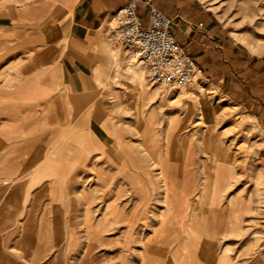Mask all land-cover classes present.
Listing matches in <instances>:
<instances>
[{
    "label": "crops",
    "instance_id": "obj_1",
    "mask_svg": "<svg viewBox=\"0 0 264 264\" xmlns=\"http://www.w3.org/2000/svg\"><path fill=\"white\" fill-rule=\"evenodd\" d=\"M127 1L0 0V178L9 182L0 186V264H25V256L31 253L44 257L47 223L60 221L57 215L49 218L48 208L66 207L69 192L77 186L74 179L79 167L95 154L98 163L116 159L121 174L127 171L136 176L147 174L138 166L139 156L124 149L115 124L110 133L116 134L115 149L99 131L110 128L109 96L123 93L119 87L111 91L109 80L118 73L131 75L121 49L108 38L114 12ZM153 3L173 20L176 39L195 58L202 77L225 91L234 103L248 109L264 126V54L245 51L241 44L231 40L225 26L199 0H153ZM138 10L148 23L149 9L144 0H138ZM40 24H44L43 29L35 28ZM46 31L51 32L50 38H46ZM206 135L209 134L204 139ZM210 136L206 139L218 141V158L223 160L221 138ZM144 179L152 192L153 180L148 176ZM117 189L118 198L108 203L119 208V224L113 229L125 228L123 243L126 248L139 250L141 264H161L163 255H167L166 264H193L192 257L198 256L200 264L215 260L208 258L206 246L190 249V242L183 241L198 238L197 232L178 226L180 217L188 216L187 201L178 202L169 223H163L166 235L161 245L150 241L137 247L136 241L141 236L138 226L143 223L134 214L123 220L125 205L120 200L126 190L123 185ZM145 202L143 205L147 206ZM233 203L235 215L242 212L241 207L252 206L248 196L242 199L237 195ZM37 205L43 208L34 216L29 208ZM208 213L205 214L208 220L202 223L213 227L216 219ZM235 215H226L218 222L225 223ZM149 219L152 228L149 238L158 241L153 230L161 221L152 216ZM191 219L189 216L184 220L185 224ZM109 221L103 213V240L106 232L113 230L109 229ZM31 223L35 225L31 227ZM174 230L178 237L175 245L169 235ZM131 234L134 241L127 242ZM93 248L92 244L86 264H93ZM144 253L148 260L144 261Z\"/></svg>",
    "mask_w": 264,
    "mask_h": 264
},
{
    "label": "rangeland",
    "instance_id": "obj_2",
    "mask_svg": "<svg viewBox=\"0 0 264 264\" xmlns=\"http://www.w3.org/2000/svg\"><path fill=\"white\" fill-rule=\"evenodd\" d=\"M199 2L217 22L225 26L229 38L241 44L242 49L264 54V0ZM35 28L43 29L44 24ZM45 34L46 38L51 37L50 31ZM123 60L126 64L124 56ZM139 70L143 71V76L137 74ZM127 72L131 75L118 73L115 78L109 80L111 91H114V87H119L123 89V93H113L109 96L110 128L105 127V131L99 128V131L107 139L108 145L115 149L114 147L118 146L114 137L116 134L110 135L112 124H115L119 128L124 149L139 156L138 166L144 168L147 174L140 175L142 177H133L128 171L121 174L116 159H104L98 163V154H95L87 164L79 167L74 179L77 186L69 192L66 207L48 208L49 218L53 219L57 215L56 218L60 221L56 224L47 223V253L42 258L31 253L25 256V264H78L89 239L95 247L92 252L93 264H141L142 255L139 250L126 248L123 243L125 228L113 229L119 224V208L108 206V203L118 198L117 187L123 185L126 190L121 198L123 200H120L125 205L123 220H127L129 214H134L136 219L139 218L143 223L138 226L141 236L136 241V246L140 247L142 244L144 247V244L150 241L159 242L161 245L162 238L166 235L165 225L169 223V218L174 212L171 210L172 214L169 216V206L164 198V187L156 163L159 152L172 163L169 173L173 175L174 180L184 183L189 168H192L195 175L197 190L189 193L184 189V192L188 193L184 194L183 189L177 186L173 206L175 208L176 204H180L178 202L187 201L185 203L188 205V216L185 214L180 217L178 226L182 230L197 232L198 238L183 240L190 242V249L194 246H206L208 258L215 259L207 264H264V126L261 121L250 115L244 106L234 103L225 91L212 84L205 76L197 75L188 86L170 88L151 84L144 70L138 67L128 66ZM139 89L143 90L146 96L137 108ZM138 111L141 112L143 120L151 119L149 131L144 130L143 124L138 126ZM169 131H178L170 143L166 140ZM150 134L154 135L150 138ZM205 134H209L206 138L211 137L210 135L221 138L223 160L214 172L204 163H208L212 153L218 151L219 143L204 139ZM183 138L190 141V153H186L183 148ZM146 154L151 156V159ZM186 158L190 166H184V169ZM128 164L130 168H134L132 163ZM100 170L103 171L102 174L99 173ZM146 176L154 181H151L152 192L146 185ZM201 183L204 184V196L202 193L201 208L198 211L203 218L194 224L192 218L190 223L185 224L184 220L189 216L193 217L194 203ZM237 195L242 199L248 196L252 206L248 203L250 208L241 207L242 212L235 215L233 200ZM144 201H147V206H143ZM38 202L42 203L41 200ZM214 202L219 210L215 217L211 215L216 222L210 227L208 223H202V220H208L209 217L205 214H211L210 205ZM42 208L40 205L31 206L30 214L37 216ZM124 209H120L121 213ZM143 210L145 211L142 212ZM103 213L106 221L110 220L109 229H113L106 232V240L102 239ZM233 214L236 219L230 217L225 223L218 222L220 218L223 220L226 215ZM149 216L162 222H158L157 229L153 230L158 241L154 237L149 238L152 229L149 227ZM34 225L35 223H31V227ZM169 235L175 245L178 239L176 231ZM130 236L133 234L127 236V242L134 241ZM142 237L146 239L141 240ZM121 247L125 249L122 250ZM161 257L164 259L161 264H166L167 255ZM192 258L193 264H200L199 256ZM143 259L148 260L146 253L143 254Z\"/></svg>",
    "mask_w": 264,
    "mask_h": 264
},
{
    "label": "built area",
    "instance_id": "obj_3",
    "mask_svg": "<svg viewBox=\"0 0 264 264\" xmlns=\"http://www.w3.org/2000/svg\"><path fill=\"white\" fill-rule=\"evenodd\" d=\"M144 3L149 9V22L139 12L138 0H128L114 12L109 40L121 49L129 67L144 70L151 84L170 88L188 86L202 74V69L176 39L173 20L153 0ZM8 183L0 178V186Z\"/></svg>",
    "mask_w": 264,
    "mask_h": 264
},
{
    "label": "bare ground",
    "instance_id": "obj_4",
    "mask_svg": "<svg viewBox=\"0 0 264 264\" xmlns=\"http://www.w3.org/2000/svg\"><path fill=\"white\" fill-rule=\"evenodd\" d=\"M143 71H138L137 74L139 76H143ZM203 88V86H202ZM140 91L138 92V97H137V102H136V107L139 108V103L140 101H142L145 96H146V93L139 89ZM203 91H205V88L202 89ZM202 108H203V105H202ZM138 118L140 120H138V126L139 125H145V129L146 131H149V128L151 127V119L149 118L148 120H143V116L141 115V112L138 111ZM149 127V128H148ZM178 131L175 132H170L167 133V136H166V140L168 143H170L173 139L174 136H176ZM154 134H150L148 135L150 138L153 136ZM155 139H158V138H155ZM191 140V139H190ZM182 145H183V148H185L186 150V153H190L191 151V144H190V141L189 140H186V138H183V141H182ZM220 161H222L220 158H218V151H215L214 153H212L211 157H210V161H208V163H204L205 166H208L209 170L211 172H214L215 170H217V166L218 164L220 163ZM156 163H157V166L159 168V173H160V180L161 182L163 183L162 186L164 187V198H165V201L168 202V206H169V216H171V210L172 212H174V200L176 198V192H175V188H177V186H179L181 188V190L183 191L184 194H188V193H185L184 192V189L186 191H188L189 193H193V191L196 189L195 188V182H194V178H195V175H194V172L192 170V168H189L188 170V174L186 173H183L185 174V182L184 183H181L180 181L178 180H174L173 179V175H171L169 172H170V168L173 166L171 162H168L161 154L160 152L158 153L157 155V160H156ZM184 166H190V163H189V160L186 158L184 160V164H183V168ZM185 169V168H184ZM203 170V169H202ZM185 171V170H183ZM103 171L100 170V174H102ZM204 174V173H203ZM184 176V175H183ZM133 177H136V175H133ZM138 177V176H137ZM140 179V178H138ZM182 179V180H183ZM141 180V179H140ZM175 181H177L175 183ZM141 183L143 184V180H141ZM151 183V182H150ZM154 184V183H153ZM155 185V184H154ZM152 186V189H153V185L151 184ZM197 190V189H196ZM203 190H204V184H200L199 185V188H198V193H197V197H196V200H195V203H194V212H193V224L194 223H197L200 221V218H203V216L201 217V214H200V211L199 208H201V199H202V193H203ZM212 191V190H211ZM140 195V194H139ZM187 196V195H186ZM189 196V195H188ZM195 198V197H194ZM92 199V198H91ZM144 206V205H143ZM249 207V206H248ZM124 208V207H123ZM218 206L216 205V202H214L213 204L210 205V213L213 217H215V214L217 213V210H218ZM244 208V207H243ZM145 210H143L142 212H144ZM90 213V212H89ZM139 215V214H138ZM137 215V216H138ZM173 216V215H172ZM171 216V217H172ZM170 217V218H171ZM99 222V221H98ZM102 222V221H101ZM100 223V222H99ZM101 225V224H100ZM107 225V224H106ZM199 226V225H198ZM106 227V226H105ZM194 228V226H193ZM88 229V228H87ZM195 229V228H194ZM217 229V228H216ZM218 230V229H217ZM94 231V230H93ZM89 237V236H87ZM91 245H92V241H90V239L88 240V244H87V247L85 248L84 250V253L83 255L81 256L78 264H86L87 262V257H88V254H89V251H90V248H91Z\"/></svg>",
    "mask_w": 264,
    "mask_h": 264
}]
</instances>
